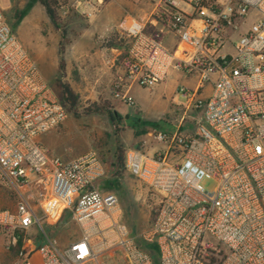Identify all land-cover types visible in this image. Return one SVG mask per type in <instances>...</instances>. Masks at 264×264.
<instances>
[{
  "label": "built area",
  "instance_id": "built-area-1",
  "mask_svg": "<svg viewBox=\"0 0 264 264\" xmlns=\"http://www.w3.org/2000/svg\"><path fill=\"white\" fill-rule=\"evenodd\" d=\"M56 1L64 23L89 19L105 0ZM161 4L152 34L126 23L130 43L111 95L133 105L131 87L160 85L171 71L193 85L176 88L185 100L175 131L151 135L163 153L125 152L124 170L157 198L153 221L133 235L117 197L97 190L105 168L96 151L61 161L40 143L67 112L0 9V189L17 198L13 211L0 210V230L9 248L21 238L16 264H99L101 255L109 264H264V0ZM205 178L211 188L201 186ZM63 212L77 236L58 246L42 225L55 226ZM33 226L37 248L26 234Z\"/></svg>",
  "mask_w": 264,
  "mask_h": 264
},
{
  "label": "rangeland",
  "instance_id": "rangeland-1",
  "mask_svg": "<svg viewBox=\"0 0 264 264\" xmlns=\"http://www.w3.org/2000/svg\"><path fill=\"white\" fill-rule=\"evenodd\" d=\"M0 9L10 31L35 62L39 75L54 94L59 91L58 84L64 83L77 96L76 106L69 110L65 121L40 136L39 141L47 154L67 161L87 150L96 151L106 165L105 176L97 183V190L117 197L122 222L130 235L145 230L151 222L157 198L125 170L117 172L114 166L116 147H121L123 157L126 150L138 146L148 156L166 150L164 144L153 142L151 135L155 132L171 134L176 129L181 116L178 106L185 98L180 94L175 97L177 84L174 79L169 77L165 83L149 89L131 87L127 95L133 105L126 104L111 95L112 82L101 67L100 45L93 46L92 42L86 46L84 35L88 32V24L84 19L72 17L65 27L68 44L62 54L63 70L59 72L60 34L37 0H0ZM256 19L254 12L249 13L246 25ZM93 105L99 110L94 111ZM191 127V123L186 124V128ZM201 186L211 188L212 182L205 178ZM16 200L13 192L0 189V210L13 211ZM34 208L39 219L42 212L39 203H35ZM42 227L58 246L77 236L75 226L70 222L62 227ZM38 232L37 226H33L26 234L33 239ZM16 261V254L8 246L7 235L0 230V264H16ZM97 261L109 264L106 255L99 256Z\"/></svg>",
  "mask_w": 264,
  "mask_h": 264
},
{
  "label": "crops",
  "instance_id": "crops-1",
  "mask_svg": "<svg viewBox=\"0 0 264 264\" xmlns=\"http://www.w3.org/2000/svg\"><path fill=\"white\" fill-rule=\"evenodd\" d=\"M162 8L161 0H105L99 11L89 19L73 16L76 20L84 19L88 24V32L85 33V37L83 36L86 38V46L89 47L92 42L93 46L100 45L99 55L101 63H103L101 67L111 82L123 70V62L130 43V37L125 31L126 23L134 21L144 27L145 34L150 35L163 23L162 18L158 19V16L162 15ZM124 21L125 23H123ZM95 36L97 38L93 39ZM110 37L114 44L110 48H106L103 46L104 40ZM163 41L167 47H171L174 38L172 35L166 34ZM169 77L174 79L177 84L176 88L179 85L188 87L193 85L192 79L186 78L180 73L171 71L165 81H168ZM174 95L178 96L176 93Z\"/></svg>",
  "mask_w": 264,
  "mask_h": 264
},
{
  "label": "trees",
  "instance_id": "trees-1",
  "mask_svg": "<svg viewBox=\"0 0 264 264\" xmlns=\"http://www.w3.org/2000/svg\"><path fill=\"white\" fill-rule=\"evenodd\" d=\"M37 2L43 8L45 15L50 20V22L53 24L54 28L60 34L57 54L59 57L58 71L62 72V70H63L62 54H63L64 48L68 44V40L65 37V27H67L69 19H71V17H73V16H68L63 23L56 16V12H55V8L57 6L56 0H37ZM113 44H114L113 39L110 37V38H107L104 40L103 46L106 48H110L111 46H113ZM58 88H59V91L56 94V96L68 114L69 110L73 109L76 106L77 96L73 93V91L70 89V87L67 84H64V83L58 84ZM93 109H94V111L99 110L98 106H96V105H93ZM87 111H89V110H87ZM140 147L141 146H138V147H135L134 149H140ZM122 153H123V151H122L121 147L118 145L116 147V156H115V163H114V166H115L117 172H120V170L124 171V168H123L124 157H123ZM100 159H101L102 163L104 164L105 173H106L105 162L103 161V159L101 157H100ZM150 193L153 194L151 191H150ZM155 209L156 208H154L152 210V213H151V215H152L151 216V222L153 221V218L155 216ZM69 222L70 221H69L67 213L63 212V213H60L58 215L55 226H61L62 227L64 225L68 224ZM151 222H150V224H151ZM32 240H33L34 247L35 248L39 247V245L41 244L40 236L37 235ZM20 245H21V238L17 241L16 247L11 248V250L16 254ZM150 248L153 250L152 246H150Z\"/></svg>",
  "mask_w": 264,
  "mask_h": 264
}]
</instances>
